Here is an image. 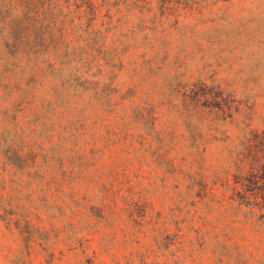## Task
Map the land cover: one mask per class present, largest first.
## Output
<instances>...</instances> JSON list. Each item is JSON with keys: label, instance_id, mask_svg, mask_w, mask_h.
<instances>
[{"label": "rangeland", "instance_id": "rangeland-1", "mask_svg": "<svg viewBox=\"0 0 264 264\" xmlns=\"http://www.w3.org/2000/svg\"><path fill=\"white\" fill-rule=\"evenodd\" d=\"M251 131L264 0H0V264H264Z\"/></svg>", "mask_w": 264, "mask_h": 264}, {"label": "trees", "instance_id": "trees-1", "mask_svg": "<svg viewBox=\"0 0 264 264\" xmlns=\"http://www.w3.org/2000/svg\"><path fill=\"white\" fill-rule=\"evenodd\" d=\"M247 138L246 159L248 171L245 179L250 184L247 190L233 188L229 196L232 202L264 204V131H251Z\"/></svg>", "mask_w": 264, "mask_h": 264}]
</instances>
